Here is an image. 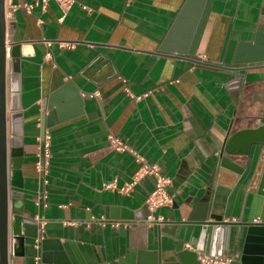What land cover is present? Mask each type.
<instances>
[{"label":"crops","instance_id":"0c3cea01","mask_svg":"<svg viewBox=\"0 0 264 264\" xmlns=\"http://www.w3.org/2000/svg\"><path fill=\"white\" fill-rule=\"evenodd\" d=\"M12 1L6 59L17 32L23 158L22 186H8V213L33 219L39 237H26L25 264L36 256L41 264H151L153 255L158 264L173 263L176 233L191 251L197 224L215 223L222 156L241 171L225 170L221 224L240 225L238 235L264 224V60L232 63L236 43L255 32L253 52L264 57V0H211L193 57L157 52L183 0H75L66 10L54 0ZM235 66L247 68H225ZM65 84L81 103L63 90L55 123L44 124L51 157L42 184L36 137L48 96ZM8 93L6 81L9 130ZM112 138L127 149H116ZM137 158L170 180L171 204L151 212L162 221L146 217L154 178L137 174ZM40 192L45 203L37 204ZM250 256L264 264V255Z\"/></svg>","mask_w":264,"mask_h":264},{"label":"water","instance_id":"95a60500","mask_svg":"<svg viewBox=\"0 0 264 264\" xmlns=\"http://www.w3.org/2000/svg\"><path fill=\"white\" fill-rule=\"evenodd\" d=\"M210 3L211 0H183L159 42L157 52L163 55L193 57ZM7 27L4 0H0V264H25L24 244L26 237L36 238L38 226L31 218H26L16 212L9 216L8 213V186H22L23 115L20 111L21 104L19 101L21 38L17 32L12 34L9 40V57L6 59ZM259 36V33L255 32L251 41H239L236 43L233 53V64L264 60V57L257 56L253 52L256 49ZM226 41L227 35L223 43L224 48ZM245 52L248 56L241 58ZM192 61L195 60L193 59ZM6 62L8 66L7 76ZM225 68L231 71L243 72L247 67ZM6 81H8L9 90L8 106L12 111L8 115L9 130L6 125ZM63 90H68L72 104L80 105L81 101L70 84H65L60 89L52 92L48 96L46 103L49 110L48 114L42 118V132L44 131V124L50 126L55 123L57 112L60 113L56 102ZM8 134L10 138H8ZM219 167V180H217V186L213 192L211 205V210L216 211L212 219L215 223L197 224L200 226L199 235L195 246H190L192 247L191 251L182 249L183 244L186 242L185 234L182 232L181 236L176 233L177 244L174 249L176 259L173 263L166 264H193L191 255L196 258L198 252H203L213 258L227 256L232 260L231 264H257L262 259V256L259 258L258 256L253 257L250 255L251 253L264 255V224L244 226L243 233L239 235L237 232H233V228L240 225L221 224V214L219 213H221L225 196L230 188V183L223 184L224 176H226L225 170L237 175L241 168L224 156L220 158ZM203 199L205 201L208 199V191H206ZM9 220L11 226L10 247L8 246ZM239 240L240 245L236 251L235 248ZM152 257L151 264H158L154 255Z\"/></svg>","mask_w":264,"mask_h":264},{"label":"built area","instance_id":"2783aa9c","mask_svg":"<svg viewBox=\"0 0 264 264\" xmlns=\"http://www.w3.org/2000/svg\"><path fill=\"white\" fill-rule=\"evenodd\" d=\"M45 2L47 0H41ZM58 3V5L62 8V10L68 9L75 0H54ZM33 4H27L25 7L30 9ZM16 5L12 0H4V9H5V18L10 19L12 12L15 10ZM47 46H50V42L47 41ZM8 49V47H7ZM37 141V151L35 156V164L34 169L36 173L39 175L42 184L46 183V176L48 172V164L49 159L51 157V135L47 130H44L40 135L36 137ZM112 145L118 150H125L127 146L118 140L117 138H112ZM140 165L137 174L145 175L150 174L154 178L153 188L145 199L144 205L148 210L147 218L151 220H155L157 222L162 221L161 216L152 217L151 212L160 206L170 205L172 201V196L166 191V186L170 183V180L161 175L158 172V168L155 164H148L144 162V160L137 158ZM46 195L43 192L38 193L35 196V201L37 204L45 203ZM253 222H258V218H253ZM39 237H36V242ZM197 261L199 264H231V259L227 256H222L219 258H213L211 256L206 255L203 252H198L196 255ZM33 264H41L40 258L38 256L34 257Z\"/></svg>","mask_w":264,"mask_h":264}]
</instances>
